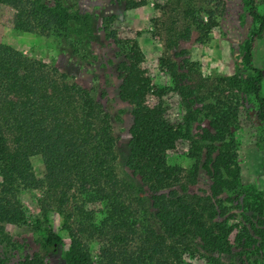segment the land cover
<instances>
[{"label":"trees","instance_id":"obj_1","mask_svg":"<svg viewBox=\"0 0 264 264\" xmlns=\"http://www.w3.org/2000/svg\"><path fill=\"white\" fill-rule=\"evenodd\" d=\"M172 2L167 23L177 27L178 40H187L195 33V42L206 44L224 13L223 0ZM0 5L13 10V27L23 32L55 30L63 39L72 33L84 36L90 32L89 15L70 7L68 0L38 4L0 0ZM125 6L132 9L139 5L125 0ZM249 16L255 29L245 44L244 66L252 70L250 49L264 33V9L258 13L251 5ZM113 35L109 32L111 38ZM117 45L121 57L117 95L130 107L131 116L125 167L146 195L149 222L133 239L134 232L122 217L125 208L111 197L114 182L109 179V159L115 138L102 104L87 90L69 83L67 75L55 67L33 61L20 77L16 106L5 107L0 97V246L4 250L15 248L6 229L9 208L17 202L19 187L34 181L28 158L39 155L60 215L64 214V198L74 186L88 188L93 198L109 205L111 217H105L99 227L108 244L101 247L95 264H190L186 256L223 264L221 259L234 255L232 245L240 242L242 235L236 233L230 240L235 228L228 212L237 208L264 213L263 194L240 183L234 138L240 110L248 99L255 102V116L264 123V98L259 94L262 75L254 69L248 77L237 73L203 76L197 64L186 58L178 64L161 57L157 67L169 77L181 107V122L175 126L160 104H147L149 79L141 71L144 57L138 45L129 41H118ZM178 141L189 147L186 169L165 161V153ZM200 172L210 180L208 192L202 196L189 192ZM32 231L38 250L15 263L1 260L0 264H46V253L55 251L62 240L45 216L35 220ZM65 264H92L71 232Z\"/></svg>","mask_w":264,"mask_h":264},{"label":"rangeland","instance_id":"obj_2","mask_svg":"<svg viewBox=\"0 0 264 264\" xmlns=\"http://www.w3.org/2000/svg\"><path fill=\"white\" fill-rule=\"evenodd\" d=\"M32 1L38 4L47 0ZM133 1L139 6L128 9L125 0H68L70 7L89 15L90 32L84 36L72 33L65 39L58 37L55 30L27 33L15 29L13 10L0 5V97L5 107L16 106L20 77L26 65L35 61L55 67L67 75L69 83L87 90L93 99L102 104L115 138L109 159V179L114 182L110 188L113 190L111 197L117 206L125 208L122 217L134 232L133 239H136L149 222L150 210L146 195L139 189L138 179L125 167L131 116L130 107L120 102L117 95L121 60L118 41L138 45L144 57L141 71L149 79L147 104H160V109L177 126L181 122V107L171 90L169 77L157 67L161 57L178 64L186 58L197 64L203 76L237 73L248 77L253 74L252 70L257 69L262 75L259 94L264 98V33L251 45L249 64L252 70L244 66L245 44L255 29L249 10L252 5L261 13L264 0H223L224 13L217 19V26L204 45L195 42V33L187 40H178L177 27L173 28L167 23L172 0ZM109 32L114 34L113 38ZM255 112V102L252 98L248 99L240 110L239 124L234 132L236 161L240 183L253 186L263 194L264 199V123L257 120ZM188 150L186 142L178 141L173 150L165 153L166 164L188 168ZM28 164L34 181L27 187H19L15 194L17 202L9 208L6 229L15 248L4 250L0 246V261L15 263L25 255L36 252L38 248L33 242L32 229L35 220L45 216L54 233L62 240L55 251L46 253V264H65L69 257L70 232L76 235L91 263L95 264L101 247L105 248L108 244V237L99 233V227L105 217H111L109 205L93 198L88 188L74 186L64 198V214L60 215L56 208L55 192L47 188L44 179L41 157L30 156ZM209 185V178L200 172L195 185L189 187V192L205 195ZM227 215L235 228L230 240L236 233L242 235L240 242L232 245L234 255L221 259L222 263L264 264V213L233 208ZM185 260L190 264H207L188 256Z\"/></svg>","mask_w":264,"mask_h":264}]
</instances>
